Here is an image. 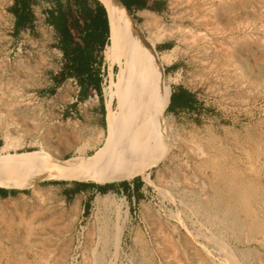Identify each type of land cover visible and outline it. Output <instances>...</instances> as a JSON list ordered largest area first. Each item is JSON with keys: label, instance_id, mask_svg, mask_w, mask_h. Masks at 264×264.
I'll return each mask as SVG.
<instances>
[{"label": "rangeland", "instance_id": "374dc122", "mask_svg": "<svg viewBox=\"0 0 264 264\" xmlns=\"http://www.w3.org/2000/svg\"><path fill=\"white\" fill-rule=\"evenodd\" d=\"M12 4L0 0V148L91 155L106 135L108 101L116 110L110 95L123 60L104 59L109 34L93 46L100 100L80 78L59 75V36L87 38L83 6L37 0L31 30L16 31ZM126 9L155 56L172 58L161 65L171 88L166 133L137 162L146 177L129 165L102 184L60 178L4 188L0 264H234L224 261L229 253L264 264V0H141ZM105 193L119 211L104 207L96 219L94 198Z\"/></svg>", "mask_w": 264, "mask_h": 264}, {"label": "bare ground", "instance_id": "6f19581e", "mask_svg": "<svg viewBox=\"0 0 264 264\" xmlns=\"http://www.w3.org/2000/svg\"><path fill=\"white\" fill-rule=\"evenodd\" d=\"M99 1L109 16H115L124 25L120 29L117 22L111 21L110 46L103 53L105 60L117 59L119 62L121 58L123 64H120L118 79L110 95V100L116 98V110L111 109V102L106 104V135L102 147L89 156L59 160L44 150L12 153L6 151V146H2L0 152L4 151V154L0 156V187L20 189L36 181L60 178L88 179L102 184L114 177L118 167L127 170L129 165H133L138 174L146 177L137 162L142 156L155 154L166 133L164 125L170 120L164 111L169 103L171 88L162 81L161 65H170L172 58L170 54L164 53L155 56L151 46L154 42L137 35L134 21L120 0ZM115 201L109 193L95 197V218H99L100 210L104 207H113L119 211ZM213 211L215 217L221 219L217 208ZM212 239L210 241L216 244L218 240L214 237ZM232 255L225 254L224 261L239 264Z\"/></svg>", "mask_w": 264, "mask_h": 264}, {"label": "trees", "instance_id": "16d2710c", "mask_svg": "<svg viewBox=\"0 0 264 264\" xmlns=\"http://www.w3.org/2000/svg\"><path fill=\"white\" fill-rule=\"evenodd\" d=\"M37 0H13V4L10 7L11 13L15 16L14 27L16 31L25 28L24 22L34 19V14L30 3H34ZM126 7L130 5H140L141 0H121ZM95 7L94 11L84 8L83 11L86 14L85 28H86V39L83 43H76L71 40L69 35L62 33L59 36L60 47L62 49V54L65 57L66 63L62 71L59 73L60 78L66 75H73L80 78L84 84L91 86L100 100H102L101 95V79L99 76V68L96 67V61L92 58L91 54L93 52V46L97 45L103 47L104 44L108 42V24L106 11L102 7V4L98 0H93ZM18 5V6H17ZM59 14L63 17L65 14L59 11V6L57 7ZM62 12V13H61ZM46 14L53 15L55 12L51 9L45 11ZM181 104L185 107L188 106L190 100H192V93L185 91L182 96ZM80 188L87 186L86 184H80ZM93 186V185H89ZM99 192L104 193L107 191L106 187H97ZM125 188H127L125 186ZM137 188V184L134 185ZM12 193V191H9ZM7 193L6 189L0 187V196H5ZM89 202L84 204L85 209H88Z\"/></svg>", "mask_w": 264, "mask_h": 264}, {"label": "crops", "instance_id": "0c3cea01", "mask_svg": "<svg viewBox=\"0 0 264 264\" xmlns=\"http://www.w3.org/2000/svg\"><path fill=\"white\" fill-rule=\"evenodd\" d=\"M67 1H72L73 3H75V4H77V5H82L84 8H87V9H89V10H91V11H94V7H95V4H94V2H93V6L92 7H90V5L87 3V1L86 0H67ZM99 1V0H98ZM100 2V1H99ZM121 2V1H120ZM101 3V2H100ZM122 3V2H121ZM102 4V3H101ZM123 4V3H122ZM32 5H33V3H30V7L32 8ZM133 5V4H132ZM18 6V5H17ZM102 6H103V8L105 9V7H104V5L102 4ZM123 7L125 8V10L126 11H128L127 9H126V7L123 5ZM105 11H106V9H105ZM106 17H107V24H108V34H109V27H110V24H111V21L113 20V21H115V22H117V24H118V27L120 28V29H123L124 28V25H121L120 24V22L119 21H121V20H118L115 16H109L108 14H107V11H106ZM122 22V21H121ZM32 23H33V21L31 20H28V21H26V22H24V26H25V28H23L24 30H31V27H32ZM123 24V23H122ZM22 29V30H23ZM108 43V42H107ZM107 45V44H106ZM171 95V94H170ZM169 100H170V97H169ZM169 104V103H168ZM167 107H168V105H167ZM104 187V186H103Z\"/></svg>", "mask_w": 264, "mask_h": 264}]
</instances>
